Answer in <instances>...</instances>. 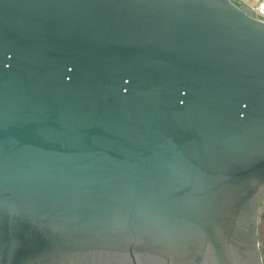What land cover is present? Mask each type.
I'll return each instance as SVG.
<instances>
[{
	"label": "water",
	"instance_id": "obj_1",
	"mask_svg": "<svg viewBox=\"0 0 264 264\" xmlns=\"http://www.w3.org/2000/svg\"><path fill=\"white\" fill-rule=\"evenodd\" d=\"M264 22L231 0H0V264H264Z\"/></svg>",
	"mask_w": 264,
	"mask_h": 264
},
{
	"label": "built area",
	"instance_id": "obj_2",
	"mask_svg": "<svg viewBox=\"0 0 264 264\" xmlns=\"http://www.w3.org/2000/svg\"><path fill=\"white\" fill-rule=\"evenodd\" d=\"M237 7L245 8L250 17L264 22V0H231Z\"/></svg>",
	"mask_w": 264,
	"mask_h": 264
},
{
	"label": "rangeland",
	"instance_id": "obj_3",
	"mask_svg": "<svg viewBox=\"0 0 264 264\" xmlns=\"http://www.w3.org/2000/svg\"><path fill=\"white\" fill-rule=\"evenodd\" d=\"M259 224H258V242L262 253V258L264 260V209L259 215Z\"/></svg>",
	"mask_w": 264,
	"mask_h": 264
}]
</instances>
